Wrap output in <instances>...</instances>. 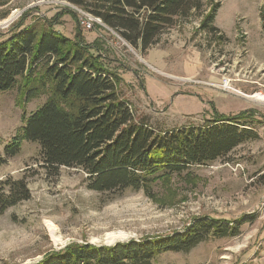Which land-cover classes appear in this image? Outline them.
Wrapping results in <instances>:
<instances>
[{
    "label": "rangeland",
    "instance_id": "rangeland-1",
    "mask_svg": "<svg viewBox=\"0 0 264 264\" xmlns=\"http://www.w3.org/2000/svg\"><path fill=\"white\" fill-rule=\"evenodd\" d=\"M75 1L0 0V34L22 24L43 29L54 23L71 40L80 36L86 44L97 42L104 65L122 79L120 97L153 128L201 126L214 110L226 116L252 110L261 122L256 125L260 139L241 145L226 160L160 180L153 198L142 191H90L77 169L48 173L39 163L40 145L24 141L21 152L0 166V181L26 177L31 191L29 201L0 216V264H35L73 244L108 246L109 233H125L124 241L167 237L199 217L230 222L253 217L254 222L245 224L238 237L210 239L187 254H164L155 264H264V103L248 98L264 93V0H217L220 34L202 29L203 17L194 15L177 20L146 53L103 23L83 29L87 11ZM202 1L209 11V0ZM22 85L19 80L12 91H0L1 154L48 99L27 100ZM49 223L57 227L61 245L54 244Z\"/></svg>",
    "mask_w": 264,
    "mask_h": 264
},
{
    "label": "trees",
    "instance_id": "trees-1",
    "mask_svg": "<svg viewBox=\"0 0 264 264\" xmlns=\"http://www.w3.org/2000/svg\"><path fill=\"white\" fill-rule=\"evenodd\" d=\"M90 1L94 3L75 2L141 53L158 44L177 20L194 15L203 17L202 29L220 34L215 26L221 8L217 0H209V11L202 0ZM260 20L264 30V4ZM0 37V91H12L21 80L27 100L48 96L0 153V166L21 152L24 141L37 143L39 163L48 173L77 169L90 191L114 195L142 191L153 198L160 180L165 183L195 167L226 160L241 145L260 139L256 125L261 122L252 110L232 116L214 110L201 126L153 128L120 97L122 79L104 65L97 42L86 44L80 36L71 40L54 23L43 29L22 24ZM30 199L26 177L0 181V216ZM252 222L253 217L235 222L199 217L167 237L113 246L73 244L35 264H155L164 254H187L210 239L238 237Z\"/></svg>",
    "mask_w": 264,
    "mask_h": 264
},
{
    "label": "bare ground",
    "instance_id": "bare-ground-1",
    "mask_svg": "<svg viewBox=\"0 0 264 264\" xmlns=\"http://www.w3.org/2000/svg\"><path fill=\"white\" fill-rule=\"evenodd\" d=\"M12 17H13V15H12ZM248 98H250L254 101H260V102L262 101L259 96H250ZM48 229L50 231V235H51V238H52L54 244L55 245H61L63 242V238L59 234L57 227L55 225L49 223ZM125 239H127V236L123 232L109 233V234L105 235V242L108 245H111V244L116 243L118 241H124Z\"/></svg>",
    "mask_w": 264,
    "mask_h": 264
},
{
    "label": "built area",
    "instance_id": "built-area-1",
    "mask_svg": "<svg viewBox=\"0 0 264 264\" xmlns=\"http://www.w3.org/2000/svg\"><path fill=\"white\" fill-rule=\"evenodd\" d=\"M100 22V23H99ZM101 24L102 22L100 19L96 18L95 16H93L91 13H82V18H81V27L87 31H90L93 29V26L95 24ZM103 27H106L105 25H103ZM107 28V27H106ZM227 85V83H226ZM230 90V89H229ZM255 96H259L261 98V102L264 103V93L263 92H259L257 93ZM260 102V101H258Z\"/></svg>",
    "mask_w": 264,
    "mask_h": 264
},
{
    "label": "water",
    "instance_id": "water-1",
    "mask_svg": "<svg viewBox=\"0 0 264 264\" xmlns=\"http://www.w3.org/2000/svg\"><path fill=\"white\" fill-rule=\"evenodd\" d=\"M123 242H128V241H123ZM123 242H118V243H123ZM116 244V243H115ZM115 244H111V245H108V246H113Z\"/></svg>",
    "mask_w": 264,
    "mask_h": 264
},
{
    "label": "crops",
    "instance_id": "crops-1",
    "mask_svg": "<svg viewBox=\"0 0 264 264\" xmlns=\"http://www.w3.org/2000/svg\"><path fill=\"white\" fill-rule=\"evenodd\" d=\"M243 93H244V92H243ZM244 94H246V93H244ZM244 94H243V95H244ZM244 96H246V95H244ZM245 111H247V110H245Z\"/></svg>",
    "mask_w": 264,
    "mask_h": 264
}]
</instances>
